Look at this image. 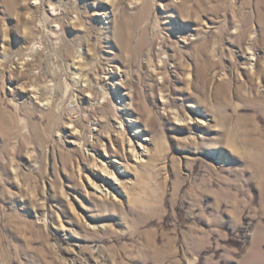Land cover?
Instances as JSON below:
<instances>
[{
	"label": "rangeland",
	"instance_id": "obj_1",
	"mask_svg": "<svg viewBox=\"0 0 264 264\" xmlns=\"http://www.w3.org/2000/svg\"><path fill=\"white\" fill-rule=\"evenodd\" d=\"M0 264H264V0H0Z\"/></svg>",
	"mask_w": 264,
	"mask_h": 264
},
{
	"label": "bare ground",
	"instance_id": "obj_2",
	"mask_svg": "<svg viewBox=\"0 0 264 264\" xmlns=\"http://www.w3.org/2000/svg\"><path fill=\"white\" fill-rule=\"evenodd\" d=\"M252 60V59H250ZM163 106L165 108H167L166 104L163 102ZM136 133V132H135ZM137 137V136H136ZM145 140V139H144ZM130 142V141H129ZM137 142V140L135 141ZM130 147H132V153H134V156L135 154H137V151L135 149L134 146H132L131 142L128 144ZM140 145V144H139ZM139 151V150H138ZM138 154H140V152H138ZM138 156V155H137ZM96 168L98 167V170H100V172H102V180L103 182H106L108 183V178L110 179L111 178H114L116 181H118L119 179L115 176L116 173H122V171H119L117 170L116 168L114 169L113 167H111L110 165H105V163H101L99 166L98 165H95ZM95 184V183H94ZM97 188H100L98 185L96 186ZM104 191V190H103Z\"/></svg>",
	"mask_w": 264,
	"mask_h": 264
}]
</instances>
